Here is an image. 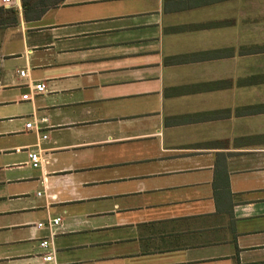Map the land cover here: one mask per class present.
<instances>
[{
    "label": "crops",
    "instance_id": "1",
    "mask_svg": "<svg viewBox=\"0 0 264 264\" xmlns=\"http://www.w3.org/2000/svg\"><path fill=\"white\" fill-rule=\"evenodd\" d=\"M51 1L0 0V264H264V13Z\"/></svg>",
    "mask_w": 264,
    "mask_h": 264
},
{
    "label": "trees",
    "instance_id": "2",
    "mask_svg": "<svg viewBox=\"0 0 264 264\" xmlns=\"http://www.w3.org/2000/svg\"><path fill=\"white\" fill-rule=\"evenodd\" d=\"M57 3L51 0H22V10L24 16L27 18V12H33L34 17H40L50 7L57 6ZM18 12L13 8H0V30L12 28L18 25ZM250 55L256 53H264V46L250 47Z\"/></svg>",
    "mask_w": 264,
    "mask_h": 264
},
{
    "label": "built area",
    "instance_id": "3",
    "mask_svg": "<svg viewBox=\"0 0 264 264\" xmlns=\"http://www.w3.org/2000/svg\"><path fill=\"white\" fill-rule=\"evenodd\" d=\"M4 2L6 3H9L10 0H3ZM19 75L21 77H25L26 76V73L25 71H20L19 72ZM33 91L37 94H41V93H44L45 92V86L44 84H37L35 86H33ZM30 97L29 95H23L22 96V100H29ZM34 128V125L32 123H27L25 125V129L27 130H31ZM45 138V137H44ZM28 158L30 160V163H31V166L33 168H38L40 166V157L37 155V154H34V153H29L28 154ZM61 218L57 217V218H49L47 220V222L45 223H38L36 225L37 228L39 229H46L49 231V238L46 239V240H43L41 243H40V246L42 249H48L49 248V245H52V240H53V236H54V228H56L57 226L60 225L61 223ZM54 260V257L52 254L50 255H47L44 257V261L46 262H50V261H53Z\"/></svg>",
    "mask_w": 264,
    "mask_h": 264
},
{
    "label": "rangeland",
    "instance_id": "4",
    "mask_svg": "<svg viewBox=\"0 0 264 264\" xmlns=\"http://www.w3.org/2000/svg\"><path fill=\"white\" fill-rule=\"evenodd\" d=\"M250 14L251 17L258 16V14L264 13V0H253L250 2ZM250 42H262L264 41V23L250 25L249 32Z\"/></svg>",
    "mask_w": 264,
    "mask_h": 264
}]
</instances>
